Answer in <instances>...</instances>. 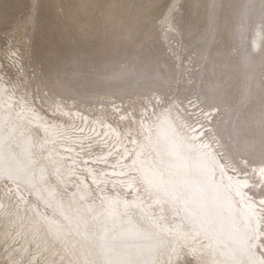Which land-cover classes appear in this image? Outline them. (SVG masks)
I'll return each instance as SVG.
<instances>
[{
	"label": "rangeland",
	"instance_id": "rangeland-1",
	"mask_svg": "<svg viewBox=\"0 0 264 264\" xmlns=\"http://www.w3.org/2000/svg\"><path fill=\"white\" fill-rule=\"evenodd\" d=\"M0 80L16 104L57 122L78 151L72 161L41 133L33 137L25 175L0 176V264H72L85 250L90 259L78 228L92 235L105 226L111 235L118 214L112 219L105 209L111 199L138 201L120 213L166 238L157 264H207L205 240L184 239L193 232L181 202H155L135 170L128 172L131 190L128 176L116 182L101 175L122 150L118 138L109 139V148L98 141L97 121L110 122L123 141L142 139L144 125L153 126L168 107L179 128L209 124L206 138L225 164L264 166V0H0ZM25 126H17V138L31 132ZM107 150L110 163L100 160ZM147 154L161 164L143 147V160ZM82 189L88 194L80 199ZM61 205L78 227L59 241L48 226L56 220L67 226ZM262 231L257 250L264 260V221Z\"/></svg>",
	"mask_w": 264,
	"mask_h": 264
},
{
	"label": "bare ground",
	"instance_id": "bare-ground-1",
	"mask_svg": "<svg viewBox=\"0 0 264 264\" xmlns=\"http://www.w3.org/2000/svg\"><path fill=\"white\" fill-rule=\"evenodd\" d=\"M14 97L13 94L9 93L8 86L0 80V176L5 175L18 179L19 176L25 175L24 171L27 170L25 166L33 162L30 155V149L34 144L33 137L37 138L36 136L41 133L44 135L45 141L56 144L59 150L65 151L61 154L66 155V158L71 157L74 161L78 151L73 147V144L67 143L63 134H60L61 131L57 127V122L50 123L39 112H29L27 108L22 106L23 104H16ZM62 112L65 116L71 117L70 111L63 109ZM76 113L73 112L75 115ZM14 120L18 121V125L13 123ZM203 123V121L199 122L200 125ZM9 124L10 127H7ZM96 124L103 128L98 141H103L102 144L109 148L112 145L109 139L111 137L118 138L119 142H117L116 148L122 150L116 163L111 162V152L105 151L106 153L102 155L100 160L106 163L111 162L115 166L113 169L107 168L101 171V175L119 177H114L113 181L116 182L117 180L120 181L122 177L128 176L125 181L127 182L126 187L129 189L133 186V181L128 172L135 170L146 185L153 190L155 202L167 201L171 207L175 206V202H181V206L187 208L189 212L188 219L193 232H191V237L184 235V239L191 241L193 237L198 236L200 241L205 240V244L200 242V245H203L211 253L210 258H206L207 264H246L247 256L253 257L252 264H264V260L257 250L259 246L263 247L260 241L263 235L264 221V190L262 191L264 166L253 165L250 170H245L234 162L231 163V166L225 164L216 154V149L210 138H206V131L210 129L209 124L199 127L197 123L195 129L179 128L177 119L173 116L171 108L168 107L153 126L144 125L141 140L133 136L132 139L126 138L123 141L124 137L110 122L102 121L101 123L97 121ZM24 125L31 129V132L22 138H17L16 133L14 134L17 126L22 128ZM59 125L63 124L60 123ZM69 141L73 143L75 140ZM128 143L131 148L128 147ZM15 145L19 146L18 150L15 149ZM143 147L147 152L150 149L157 152V160L161 164L158 161L154 163L153 157H148L149 153L143 160L140 155ZM132 150H134L133 153H131ZM88 170L92 178L98 177L91 168L88 167ZM36 174L37 178H43L45 172L38 170ZM255 182L257 186L254 184ZM134 190L136 191L135 187ZM52 193L49 191L48 195H52ZM87 194L88 192L86 193L82 189L78 191L77 196L81 199L85 198ZM44 199L46 200V198ZM117 201L111 199L108 208H105L111 216L118 213L116 218L112 217V219L115 218V229H112L111 235L109 232L107 233L105 226L100 228L98 234L92 235L88 233L90 231L87 232L83 230L84 228H81L82 231H80L78 228L79 237L89 244L90 259L87 258L85 250L81 255L75 256V262L72 261V264L158 263L155 261V256L159 250L165 248L166 238L163 235L150 234L134 223V219L131 221L129 216L124 217L120 213V210L124 212L126 206H134L138 201L123 200L120 201V204ZM91 207L89 206L90 209ZM59 210L63 218L61 219L67 222V226L62 225L61 221L58 220L50 221L49 226H46L49 227V233L52 237L62 241L66 238L69 228L74 229L78 225L76 217L68 213V207L61 205ZM180 225L182 224L180 223ZM163 231L160 229L161 233ZM183 233L185 234V232ZM167 235L169 234L167 233Z\"/></svg>",
	"mask_w": 264,
	"mask_h": 264
}]
</instances>
